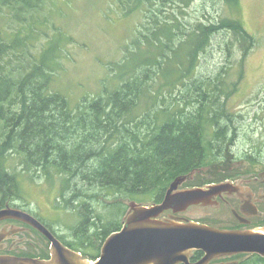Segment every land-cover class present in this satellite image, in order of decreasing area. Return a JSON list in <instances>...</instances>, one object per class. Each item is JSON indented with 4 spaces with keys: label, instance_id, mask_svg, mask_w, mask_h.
Here are the masks:
<instances>
[{
    "label": "trees",
    "instance_id": "trees-1",
    "mask_svg": "<svg viewBox=\"0 0 264 264\" xmlns=\"http://www.w3.org/2000/svg\"><path fill=\"white\" fill-rule=\"evenodd\" d=\"M46 1L0 0V21L9 19V23L0 24V187L4 197L17 187L20 173L8 169L12 156L29 172L42 170L49 180L61 178V197L70 194L72 199H81L73 208L82 211V221L75 232L76 241L68 243L95 259L105 239L122 227L118 220L101 223L99 212L92 214L101 195L119 199L114 208L120 214L127 207L122 199L159 203L179 176L217 168L221 151L231 145L233 130L238 128L234 113L224 107L226 98L237 91V82L220 72L216 77L198 78L194 68L201 63L199 51L206 49L215 33L232 31L244 50L253 38L239 19L224 18L204 28L196 25L183 40L177 35L183 22H175L174 17L170 25L157 14L148 16L143 42L127 60L149 51L132 67L126 62L127 69L121 72L128 78L121 77L123 86L104 99L98 96L85 101L75 113L68 98L51 84L63 46H50L36 56L31 39L20 35L25 30L24 36L36 37L42 30L39 15L47 9ZM188 1L169 3L176 7ZM225 1L236 10L238 0ZM157 2L117 0L135 10L145 4L148 11ZM11 21L17 26L13 33ZM176 38L187 49L188 61L170 67L167 61L180 47L175 49ZM169 51L172 53L167 54ZM179 86L185 92L176 95ZM202 254L196 251L193 257ZM248 260L264 264L260 255L240 264H250Z\"/></svg>",
    "mask_w": 264,
    "mask_h": 264
},
{
    "label": "rangeland",
    "instance_id": "rangeland-1",
    "mask_svg": "<svg viewBox=\"0 0 264 264\" xmlns=\"http://www.w3.org/2000/svg\"><path fill=\"white\" fill-rule=\"evenodd\" d=\"M45 4L47 9L42 10L39 15L41 23L38 22L42 25V30L36 32V37L24 36L25 30H22L20 35L24 39H31L29 43L34 45L31 47L36 56L50 46H63L62 57L57 65H54L56 71L53 73L51 84L55 90L61 91L68 98L75 113L76 108L85 101L98 96L104 99L109 93L123 86L121 77L128 78L126 73L121 72L127 69L126 62L132 67L140 55L149 51L144 50L138 56L127 60L128 54L143 42L141 35L147 33L145 26H148V16L157 14V18L166 24L170 22V25H173L174 17L175 22H183L181 34H177L183 40L185 35L190 34L189 30L197 28L198 24L204 28V25L218 23L224 18L239 19L253 38L251 43H247L248 49H242L235 34L230 30L215 33L210 37L206 49L199 51L201 63L194 68V75L198 78L216 77L220 72L228 76V79L236 80L237 91L226 98L224 107L232 110L238 126L231 135V145L221 151V161L217 168L206 169L200 172V176L196 174V178L216 179L223 175L236 174L237 171L243 173L257 168L264 170V0H238L236 10L225 0H190L187 5L181 3L176 7L169 3V0H158L154 5H150V11L145 4L135 10L134 6L132 8L118 4L117 0H47ZM173 9L175 13L172 12ZM129 11L132 12L125 15ZM6 22L9 23V19L0 21V24L5 25ZM9 27L12 29L11 33L16 31L17 26L12 21ZM150 32H153V29ZM174 46L175 49L180 46L177 38ZM183 46L177 49L173 59L167 61L168 66L177 65V61L180 66L188 61L187 49H183ZM245 52L246 56L243 55ZM170 53L172 52L167 54ZM239 71H242L241 76ZM183 92L185 91L181 86L175 89L176 95ZM16 158L10 157L8 163L11 167L8 169L11 173H20L17 175V187L15 192L6 195V198L18 201L29 209L38 210L51 222L63 240L75 242V232L82 221V211L75 210L73 206L81 199H72L70 194H66L64 199L60 195L63 183L61 178L53 176L52 180H49L42 170L29 172L24 165L18 166ZM251 158L256 160V163L251 162ZM195 180L186 182L181 188H190ZM3 192L0 187V201ZM122 200L127 207L124 212L121 209L119 214L114 208L119 199L103 194L98 198V202L94 203L92 214L99 212L101 223L111 219L118 220L123 226L129 209L128 203L133 200ZM141 203L148 206L154 204L151 201ZM171 215L164 213L161 218H170ZM185 216L198 221L203 214L187 213ZM88 223H92V220ZM89 232L91 233L92 229ZM201 252L204 256V252ZM247 259L249 257L243 261ZM232 260L240 261L242 258ZM191 261L195 262L193 258ZM212 263L215 261L209 264ZM248 263L261 264L249 260Z\"/></svg>",
    "mask_w": 264,
    "mask_h": 264
},
{
    "label": "water",
    "instance_id": "water-1",
    "mask_svg": "<svg viewBox=\"0 0 264 264\" xmlns=\"http://www.w3.org/2000/svg\"><path fill=\"white\" fill-rule=\"evenodd\" d=\"M196 169L176 178L167 189L163 200L151 206L136 201L128 203L129 209L121 230L112 233L102 245L95 260L84 258L82 253L65 246L38 220L18 209L0 211V220L17 218L32 223L53 243L50 260L0 258L8 264H209L211 261L236 254H259L264 257V228L259 230H228L195 222H179L172 214L161 218L167 211H186L192 205L206 204L212 195L229 190L230 183L203 187L180 188L196 173ZM195 251L204 256L191 261ZM237 260H223L212 264H239Z\"/></svg>",
    "mask_w": 264,
    "mask_h": 264
},
{
    "label": "flooded vegetation",
    "instance_id": "flooded-vegetation-1",
    "mask_svg": "<svg viewBox=\"0 0 264 264\" xmlns=\"http://www.w3.org/2000/svg\"><path fill=\"white\" fill-rule=\"evenodd\" d=\"M197 179V178H195ZM229 182V190L219 191L212 195L206 204L192 205L186 211L174 214L180 217L181 222H195L198 224L218 227L228 230H259L264 228V170L237 171L236 174L228 175L222 179H211L199 177L195 185L208 187L212 183ZM11 198V197H10ZM12 199V198H11ZM13 208L28 213L38 220L50 233L58 238L64 245L72 248V245L63 240L56 232L47 218L42 216L38 210L29 209L18 201H12L2 195L0 209ZM203 214L200 220L190 219L185 214ZM196 252V251H195ZM194 252V253H195ZM53 254V243L38 227L22 219L5 218L0 220V258L15 257L22 259H37L41 261L50 260ZM257 254H236L240 263L247 257ZM203 254L198 259H201ZM232 257L213 260L219 262ZM193 260H198L194 259ZM5 261H0V264ZM239 263V264H240Z\"/></svg>",
    "mask_w": 264,
    "mask_h": 264
}]
</instances>
